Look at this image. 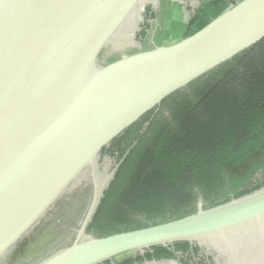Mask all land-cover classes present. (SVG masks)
I'll return each instance as SVG.
<instances>
[{
  "label": "water",
  "instance_id": "95a60500",
  "mask_svg": "<svg viewBox=\"0 0 264 264\" xmlns=\"http://www.w3.org/2000/svg\"><path fill=\"white\" fill-rule=\"evenodd\" d=\"M157 1L0 0V264L76 191L85 199L76 221L31 264H103L176 243L264 237V189L163 224L86 234L115 173L99 180L102 150L166 98L264 40V0H242L174 45L98 69L99 52L137 36Z\"/></svg>",
  "mask_w": 264,
  "mask_h": 264
},
{
  "label": "trees",
  "instance_id": "16d2710c",
  "mask_svg": "<svg viewBox=\"0 0 264 264\" xmlns=\"http://www.w3.org/2000/svg\"><path fill=\"white\" fill-rule=\"evenodd\" d=\"M230 7L225 0L203 3L184 38ZM105 157L115 173L87 228L92 238L174 221L264 189V40L166 98L104 148ZM150 251L122 264L172 259L164 247Z\"/></svg>",
  "mask_w": 264,
  "mask_h": 264
},
{
  "label": "flooded vegetation",
  "instance_id": "af4514ba",
  "mask_svg": "<svg viewBox=\"0 0 264 264\" xmlns=\"http://www.w3.org/2000/svg\"><path fill=\"white\" fill-rule=\"evenodd\" d=\"M153 12L154 9L146 7L144 13L145 21L140 26V32L138 33L139 40L141 41L146 38L149 32L148 28L152 21ZM70 199L69 202H65L66 200H64L58 203L54 215L52 214L53 218L39 227L33 234V237L26 241L27 243H23L17 251L13 252L9 264H31L39 259V256L42 254L41 249L38 250L39 256L33 255L30 257V252L28 251L32 244L38 242L37 239L39 238L42 239V249H44V241L47 238H50L49 244H58L64 238L63 235L66 228L71 223L74 224L75 218L80 214L85 203L84 196H82L80 191L74 192L70 196ZM187 244L189 248L185 251H178L173 245L164 247L167 252L172 254V259L170 260H151L140 264H264V237L262 235L256 236L250 233L246 234L242 239L231 238L230 241L218 239L215 241H205L200 243V245L197 243ZM150 254H153V252L149 249L141 255L139 254L130 259L123 260L118 264ZM110 264H112L111 261Z\"/></svg>",
  "mask_w": 264,
  "mask_h": 264
},
{
  "label": "rangeland",
  "instance_id": "374dc122",
  "mask_svg": "<svg viewBox=\"0 0 264 264\" xmlns=\"http://www.w3.org/2000/svg\"><path fill=\"white\" fill-rule=\"evenodd\" d=\"M159 2H160V6H161L163 4L164 0H159ZM153 19H151V20H153ZM162 24H163L162 18H160L155 23V26H154V24H152V25H153V28L155 27V29L159 30L161 28ZM186 29H187V27H186ZM186 29H185V31H186ZM159 32L153 31V30L149 31L148 34L146 35L145 40L144 39H143L144 41L142 40L143 42H140L138 34L132 40L129 39L126 35H125L126 38L124 40L114 39V41L110 45L105 47L97 55V58H96L97 68L100 69V68L105 67L106 65L113 63L119 59H122L126 56L133 55L136 53H140V52L146 51L147 49H150L152 46L153 40H158V41L161 40V38H159L160 37ZM165 35H166L167 39L171 38L170 42H172L173 41L172 37H174L176 35V33H173V34L165 33ZM114 164H115L114 160L110 159L108 157H105L104 159L99 160L98 178L100 181L105 180L107 175L110 174L111 170L113 169ZM46 235H47V233L45 234L44 238L46 237ZM44 238H43V240H44ZM49 239L50 238H47V240L44 241V249H42L43 246H41L42 239L41 238L37 239L38 242L32 244L29 247L28 251L30 252L29 253L30 257H32L33 255L34 256L38 255L39 254L38 250H40V249L42 251L41 255L43 256L46 253H48L49 251H51L52 249H54L58 245V244H49V241H50ZM46 244H48V245L45 246ZM137 255L138 254H126V255L114 258L113 260H111V263L112 264H118V263L122 262L123 260L130 259V258L137 256ZM40 256H39V258H40Z\"/></svg>",
  "mask_w": 264,
  "mask_h": 264
},
{
  "label": "crops",
  "instance_id": "0c3cea01",
  "mask_svg": "<svg viewBox=\"0 0 264 264\" xmlns=\"http://www.w3.org/2000/svg\"><path fill=\"white\" fill-rule=\"evenodd\" d=\"M210 1L213 0H164L163 4L160 6V2L158 0L156 7L153 8L154 19L153 18L152 19L154 21L153 20L151 21L150 27L148 29L149 31L151 30L158 32L160 31L159 38H161V40L160 41L153 40L151 48L147 49L146 51H150L155 47H168L182 40L186 32L185 29L187 27V24L194 16L196 11L203 3ZM225 1H227L231 6H233L242 0H225ZM160 18H162L163 24L161 28L157 30L155 29V27L153 28L152 24H154L155 26V23ZM165 33H170V34L176 33V35L172 37L173 38L172 42H170L171 38L168 39L166 38ZM143 41L140 40V42Z\"/></svg>",
  "mask_w": 264,
  "mask_h": 264
}]
</instances>
